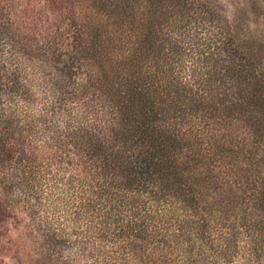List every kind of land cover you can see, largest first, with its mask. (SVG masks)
<instances>
[{"label": "trees", "instance_id": "obj_1", "mask_svg": "<svg viewBox=\"0 0 264 264\" xmlns=\"http://www.w3.org/2000/svg\"><path fill=\"white\" fill-rule=\"evenodd\" d=\"M16 208L50 260L264 259V43L207 0H0Z\"/></svg>", "mask_w": 264, "mask_h": 264}, {"label": "rangeland", "instance_id": "obj_2", "mask_svg": "<svg viewBox=\"0 0 264 264\" xmlns=\"http://www.w3.org/2000/svg\"><path fill=\"white\" fill-rule=\"evenodd\" d=\"M207 1L221 8L234 24L242 25L243 32L248 37L264 43V0ZM20 210L21 208H16L5 216L0 215V264H60L61 261L73 257L77 258L76 264H86L85 259L76 256L77 252H74V249L63 250L64 258L58 254L54 257L55 261L50 260L48 254L35 245L36 234L27 214L20 213ZM231 261L232 264H264L263 258L254 260L234 258Z\"/></svg>", "mask_w": 264, "mask_h": 264}]
</instances>
